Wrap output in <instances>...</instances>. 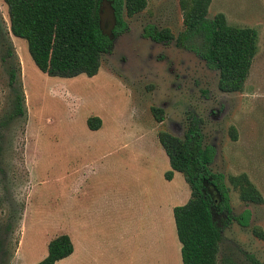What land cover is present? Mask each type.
Instances as JSON below:
<instances>
[{"label":"rangeland","instance_id":"obj_1","mask_svg":"<svg viewBox=\"0 0 264 264\" xmlns=\"http://www.w3.org/2000/svg\"><path fill=\"white\" fill-rule=\"evenodd\" d=\"M147 3L143 12L124 16L128 29L102 57L96 76L61 78L38 69L27 42L12 34L0 0V264H31L29 253L40 257L45 238L67 225L70 207L104 209L108 224L115 207L138 208L133 253L150 256L156 187L172 170L158 134L184 139L194 119L204 144L217 151L212 169L226 176L232 215L251 211L241 226L226 224L227 213L214 209L223 234L219 264H264V202L242 201L231 184L232 177L247 175L264 198V0H212L210 6V18L223 13L231 25L259 33L250 76L238 93L222 92L219 72L196 54L144 37L147 26L175 37L184 30L180 0ZM101 28L109 36L116 28L108 2L101 6ZM20 94L25 114L12 119ZM153 107L164 111L163 122ZM91 117L101 118V129L89 128ZM126 168L138 173L128 175ZM186 197L187 203L189 186ZM174 247L171 238L170 253Z\"/></svg>","mask_w":264,"mask_h":264},{"label":"trees","instance_id":"obj_2","mask_svg":"<svg viewBox=\"0 0 264 264\" xmlns=\"http://www.w3.org/2000/svg\"><path fill=\"white\" fill-rule=\"evenodd\" d=\"M8 6L12 34L24 39L29 54L40 71L51 77L74 78L79 75L96 76L102 57L112 54L115 39L126 32L124 16L133 17L147 8V0H4ZM110 3L116 28L112 36L101 28V6ZM212 0H180L184 14V30L175 37L169 29L147 26L144 37L160 44L175 42L178 48L190 51L219 72V89L225 93L243 92L258 53L259 33L252 27L231 25L225 14L209 17ZM11 75V84L15 83ZM158 122L164 121V111L153 107ZM25 114L22 95L16 98L11 118ZM200 120L189 125L185 138L169 132H160L158 139L169 158L172 170L166 174L172 180L174 173L183 174L191 189V198L174 209V219L182 245L183 264H219L221 228L215 221L214 209L227 213V222L237 221L247 226L251 211L233 216L229 204L226 176L212 169L217 151L204 144ZM91 130L102 128L99 117L88 119ZM240 199L262 204L264 198L247 175L231 178ZM211 186L218 199L208 192ZM218 200V201H217ZM74 251L68 235L50 241L48 256L38 264H57ZM253 264H263L253 260Z\"/></svg>","mask_w":264,"mask_h":264},{"label":"crops","instance_id":"obj_3","mask_svg":"<svg viewBox=\"0 0 264 264\" xmlns=\"http://www.w3.org/2000/svg\"><path fill=\"white\" fill-rule=\"evenodd\" d=\"M124 173L128 175L138 173V168H126ZM180 174L175 172L172 180H167L156 187V192L160 191V200L157 202L159 208L156 209L158 215L153 217L152 221L157 229L151 231L150 256L142 257L133 253L134 216L132 214L134 210L138 211V208L115 207L113 219L108 224L104 219V209L70 207L65 228L59 230L55 236L45 238L40 257L35 258L34 253H29L25 261L38 264L48 256L50 241L66 234L73 242L74 251L57 264H183L182 245L173 217L174 209L186 203L189 185ZM155 220H159V226ZM171 238L175 242L172 253H170Z\"/></svg>","mask_w":264,"mask_h":264}]
</instances>
